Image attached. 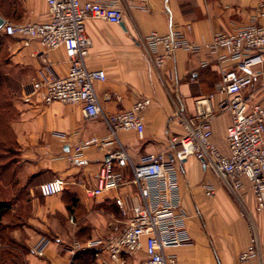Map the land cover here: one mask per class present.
Here are the masks:
<instances>
[{
    "label": "crops",
    "instance_id": "crops-1",
    "mask_svg": "<svg viewBox=\"0 0 264 264\" xmlns=\"http://www.w3.org/2000/svg\"><path fill=\"white\" fill-rule=\"evenodd\" d=\"M90 1L114 3L123 12L118 25L98 20L85 24L90 40L86 67L106 75L104 82L93 83L103 116L129 110L138 100L148 99L141 135L121 132L118 141L133 164L148 154L167 152L173 156L170 138L182 132L175 114L181 109L187 116L194 115L195 101L213 93L221 72L233 64L219 63L213 56L209 65L201 67L202 55L179 50L163 68L156 69L145 37L178 30L190 43L201 46L216 33H232L251 24L264 26V0ZM0 19L9 24L45 23L50 16L45 0H0ZM4 38L11 40L9 66L25 95L33 80L44 77L45 66L58 77L65 75L62 49L47 52L36 42L23 46L16 38ZM242 94L247 101L264 107V62L252 68L251 81ZM217 101L218 96L212 105ZM14 109L10 131L15 149L7 156V171L0 176L1 199L9 206L0 215L4 236L19 246L24 264H111L104 252L68 251L73 242L85 246L121 230L125 218L116 198L129 203L140 200L130 167L122 170L123 186L97 197L89 195L96 187L105 149L88 147L72 159L79 143L109 137L103 117L86 119L79 105H45L35 96L30 103H15ZM229 124L226 112L215 114L212 120V142L222 152L226 151ZM178 170L180 207L190 242L170 250L177 264H236L253 235L260 249L254 264H264V210L256 211L249 186L232 195L193 157L181 162ZM55 178L66 182L64 191L41 197L38 186ZM203 184L214 188L212 198L204 196ZM5 247L0 242V248ZM145 258L143 251L122 257L124 264L141 263Z\"/></svg>",
    "mask_w": 264,
    "mask_h": 264
},
{
    "label": "built area",
    "instance_id": "built-area-1",
    "mask_svg": "<svg viewBox=\"0 0 264 264\" xmlns=\"http://www.w3.org/2000/svg\"><path fill=\"white\" fill-rule=\"evenodd\" d=\"M45 2L50 16L47 22L4 23L0 27V38H16L23 46L36 42L47 52L64 51L67 62L65 75L58 77L45 66L44 77L30 83V91L23 101L30 103L35 96L45 105L55 102L79 105L86 119L103 117L109 137H93L88 143H79L72 159L80 157L82 150L88 147L105 149L96 187L89 191V195L97 197L123 186L122 170L130 167L131 182L140 198L134 203L116 198L115 204L125 218L121 230L88 241L85 246L73 242L69 252L80 249L104 252L111 264H124L123 255L134 256L143 251L146 258L137 264H177L170 250L190 242L180 207L178 165L190 157L202 161L204 168L234 196L249 186L256 211L264 210V107L247 101L242 94L251 81L252 68L264 62V26L251 24L232 33H216L201 46L190 43L178 30H170L163 35L150 33L145 37L156 69L163 68L179 50L202 55L201 67L209 65L213 56L217 62H230L233 66L221 72L213 93L195 101L194 115L187 116L181 109L177 111L175 120L182 132L170 138L169 150L174 151L173 156L167 152L148 154L133 164L119 143L118 134L134 132L141 135L143 113L150 101L141 99L129 110L103 116L93 83L104 82L105 72L86 67L90 48L86 22L98 20L118 25L123 21L122 10L114 3L90 0ZM221 50L225 53H220ZM216 96L218 101L213 106L212 100ZM224 112L230 115V124L225 132L226 151L222 152L212 142V120L215 114ZM112 145L117 148L109 149ZM65 187L63 179L55 178L39 185L37 191L46 198L61 194ZM202 189L206 198L214 196V188L210 184H203ZM41 251L38 250L37 254L41 255ZM259 256V243L253 235L248 246L238 254L236 264H254Z\"/></svg>",
    "mask_w": 264,
    "mask_h": 264
},
{
    "label": "rangeland",
    "instance_id": "rangeland-1",
    "mask_svg": "<svg viewBox=\"0 0 264 264\" xmlns=\"http://www.w3.org/2000/svg\"><path fill=\"white\" fill-rule=\"evenodd\" d=\"M11 44V40L0 38V140H4L5 143L9 142L6 130L7 128L10 130L11 123L16 116L14 104L23 101L25 96L22 84L15 77L12 67L9 66ZM0 258V264H10L9 257L3 252L0 253ZM17 261L19 262L17 264H23L18 257L15 262Z\"/></svg>",
    "mask_w": 264,
    "mask_h": 264
},
{
    "label": "trees",
    "instance_id": "trees-1",
    "mask_svg": "<svg viewBox=\"0 0 264 264\" xmlns=\"http://www.w3.org/2000/svg\"><path fill=\"white\" fill-rule=\"evenodd\" d=\"M6 131L9 136V142L5 143L4 140L2 139L0 140V176L3 172L7 171L9 167V160L7 156L10 155L15 149L14 137L8 128ZM1 198H2V195L0 194V215L2 213H6L9 208L7 203L4 202ZM4 230L5 228L0 224V242L5 243V245H7V247L1 248L0 253L3 252L4 255H7L9 257L10 264L19 263L18 261L15 262L17 257H18V260L23 263V260L21 258L22 255L17 250L19 246L16 243L11 242V240H7V238L4 236V232H3Z\"/></svg>",
    "mask_w": 264,
    "mask_h": 264
},
{
    "label": "water",
    "instance_id": "water-1",
    "mask_svg": "<svg viewBox=\"0 0 264 264\" xmlns=\"http://www.w3.org/2000/svg\"><path fill=\"white\" fill-rule=\"evenodd\" d=\"M4 24L3 20L0 19V27Z\"/></svg>",
    "mask_w": 264,
    "mask_h": 264
}]
</instances>
